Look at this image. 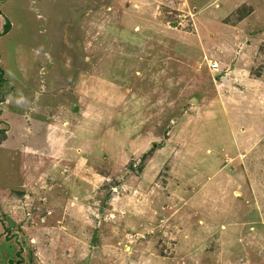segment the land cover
<instances>
[{"label":"rangeland","instance_id":"rangeland-1","mask_svg":"<svg viewBox=\"0 0 264 264\" xmlns=\"http://www.w3.org/2000/svg\"><path fill=\"white\" fill-rule=\"evenodd\" d=\"M0 264H264V0H0Z\"/></svg>","mask_w":264,"mask_h":264},{"label":"crops","instance_id":"crops-1","mask_svg":"<svg viewBox=\"0 0 264 264\" xmlns=\"http://www.w3.org/2000/svg\"><path fill=\"white\" fill-rule=\"evenodd\" d=\"M229 1V0H228ZM230 9V10H229ZM224 10H228V13L230 12V11H232L231 10V7H229V6H225V9ZM213 13H215V12H213ZM217 13H219V12H217ZM220 13L221 14H218V15H225V14H223L221 11H220ZM216 14V13H215ZM211 14L208 12V16H210ZM212 16H214V14H212ZM216 19H218L217 17H216ZM221 19V18H220ZM222 19H224V18H222ZM242 21V20H241ZM223 32H225L226 31V29L223 27ZM234 35V33H232V36ZM208 40L212 43V44H214V41L212 40V38L211 37H209L208 38ZM226 44V43H225ZM225 44H222V43H215L214 45L215 46H217V47H219V48H221V49H226V47H224V46H226ZM149 178H151V177H149ZM143 183H144V181H143Z\"/></svg>","mask_w":264,"mask_h":264},{"label":"trees","instance_id":"trees-1","mask_svg":"<svg viewBox=\"0 0 264 264\" xmlns=\"http://www.w3.org/2000/svg\"><path fill=\"white\" fill-rule=\"evenodd\" d=\"M242 8V7H241ZM241 8H239V9H241Z\"/></svg>","mask_w":264,"mask_h":264}]
</instances>
